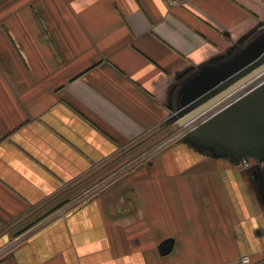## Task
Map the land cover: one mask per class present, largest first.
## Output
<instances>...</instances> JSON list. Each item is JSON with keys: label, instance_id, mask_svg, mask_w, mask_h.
Returning a JSON list of instances; mask_svg holds the SVG:
<instances>
[{"label": "crops", "instance_id": "crops-1", "mask_svg": "<svg viewBox=\"0 0 264 264\" xmlns=\"http://www.w3.org/2000/svg\"><path fill=\"white\" fill-rule=\"evenodd\" d=\"M263 24L264 0H0V264L263 259L264 153L175 115Z\"/></svg>", "mask_w": 264, "mask_h": 264}, {"label": "water", "instance_id": "water-1", "mask_svg": "<svg viewBox=\"0 0 264 264\" xmlns=\"http://www.w3.org/2000/svg\"><path fill=\"white\" fill-rule=\"evenodd\" d=\"M179 102L176 123L188 126L183 139L214 141L239 154L235 160L264 153V27L231 59L202 66L186 81Z\"/></svg>", "mask_w": 264, "mask_h": 264}, {"label": "built area", "instance_id": "built-area-1", "mask_svg": "<svg viewBox=\"0 0 264 264\" xmlns=\"http://www.w3.org/2000/svg\"><path fill=\"white\" fill-rule=\"evenodd\" d=\"M263 27H264V24H263ZM239 263L240 264H264V258L257 260V261H254L249 256L243 255L240 257Z\"/></svg>", "mask_w": 264, "mask_h": 264}, {"label": "rangeland", "instance_id": "rangeland-1", "mask_svg": "<svg viewBox=\"0 0 264 264\" xmlns=\"http://www.w3.org/2000/svg\"><path fill=\"white\" fill-rule=\"evenodd\" d=\"M180 132H182V131H179V134H180Z\"/></svg>", "mask_w": 264, "mask_h": 264}]
</instances>
